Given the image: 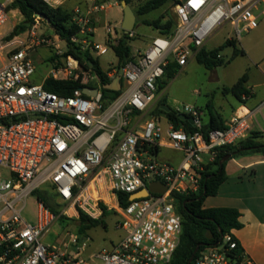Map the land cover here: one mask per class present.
<instances>
[{
  "label": "built area",
  "instance_id": "2783aa9c",
  "mask_svg": "<svg viewBox=\"0 0 264 264\" xmlns=\"http://www.w3.org/2000/svg\"><path fill=\"white\" fill-rule=\"evenodd\" d=\"M12 1L0 0V31L10 19ZM45 1L55 8L58 5ZM91 1L75 10L74 22L80 30L71 42L98 59L123 35L107 26L105 41H97L93 15L107 6ZM175 15L173 33L159 34L122 68L121 93L108 105L103 95L106 85L72 56L52 67L46 78L79 82L81 87L71 95L60 96L32 82L36 66L31 50L52 47L58 57L67 51L61 50L60 44L67 43L59 36L56 40L38 36L40 17L28 41L0 45V55L7 51L0 69V264L171 263L183 232L174 195L200 190L218 150L248 138L251 124L248 115H236L224 129L205 132L200 110L188 104L173 110L194 120L192 131L176 129L170 121L165 126L159 116L143 114L153 110L158 83L171 63L187 66L207 40L227 25L233 27L236 40L256 30L264 16V0H179ZM125 33L134 36V32ZM118 73L107 75L114 80ZM85 89L96 94H86ZM162 149L179 152L181 161L173 164L158 159ZM152 182L162 183L166 191L130 199L148 190ZM44 187L65 216L78 217L83 212L99 218L103 214L100 204L115 211L121 216L117 228L123 231V239L91 260L81 257L86 242L76 245L74 256L46 244L43 240L60 216L42 202L36 224L22 216L28 197ZM121 194L129 196L126 206L121 205ZM73 243H79L77 237ZM239 247L233 232L224 234L220 242L202 249L193 264H256Z\"/></svg>",
  "mask_w": 264,
  "mask_h": 264
},
{
  "label": "trees",
  "instance_id": "16d2710c",
  "mask_svg": "<svg viewBox=\"0 0 264 264\" xmlns=\"http://www.w3.org/2000/svg\"><path fill=\"white\" fill-rule=\"evenodd\" d=\"M125 1L129 5L132 3V0ZM170 2L177 5L179 0H148L134 12L136 15H147L161 9ZM12 7L18 9L26 18V21L19 26L17 31L12 33V36L19 35L24 30L25 25L31 22L32 26L35 19L41 17V20L50 25L55 33L66 41L67 51L64 54L65 57H74L84 70L96 73L102 84L109 85L112 83L113 80L110 79L107 72L102 69L99 60L94 58L89 52L81 51L78 46L71 42V37L80 30V27L74 22V14L63 7L55 8L49 5L45 0H13ZM164 18L165 16L153 21L145 20L144 24L154 27L161 35H170L175 30L177 19H169L165 24H162V19ZM131 39L132 37H130L129 34L124 33L117 41V44L112 45V50L118 58L119 69H122L125 64L133 58V49L130 44ZM230 46L234 48L233 56L231 59L225 60L221 53ZM240 54H244V51L238 48L237 42L234 40H227L222 46L214 50H206L203 48L196 55V60L207 69L212 70L227 65ZM57 58V56H53L51 60L56 61ZM59 65L61 64H57V66ZM180 69L181 67L175 62L168 66L164 75L166 80L158 83L159 92L167 86V79H173ZM247 82L248 75L245 74L235 85L224 88L223 92L225 94L232 93L239 101L243 102V97L249 98L251 96L250 90L246 87ZM79 87H81V85L76 81H55L53 79H47L44 83V88L46 90L60 96H69ZM120 93V91L104 89L103 95L105 104L108 105L111 103ZM155 113L165 114L176 129L183 127L188 131L195 130L194 126L188 121H182L180 116L177 115L173 109L167 113L162 110L160 106L156 108ZM224 128L225 124L221 117L212 115L210 123L204 126L203 131L208 132L212 129ZM256 153L264 154L263 132H252L248 138L237 144L220 148L216 160L207 166L206 173L203 175L202 188L199 195H197V191L185 195H174L177 211L182 217L183 232L180 245L170 264H189L193 256L194 262L202 249L220 242L224 234L231 233L243 227L240 222L241 213L237 209L226 207L205 208L204 203L207 198L217 196L221 186L228 180V175L226 173L228 162H225L223 165L220 164V161L225 156L232 155L231 159H237ZM35 193H38V191ZM37 196L39 202H42L47 207H51L48 201L49 198H44L40 194ZM120 202L122 206H126L129 204V196L121 194ZM100 207L103 209L102 216L110 214L103 204H100ZM51 209L56 214H59L52 207ZM99 218H91L85 213L80 212L82 229L86 230L89 228V226L86 225L87 222H89L91 226L99 225ZM67 219L66 217H60V220L63 222ZM199 246L200 248L195 254ZM241 249L242 248L239 247L240 251ZM193 262L191 264H193Z\"/></svg>",
  "mask_w": 264,
  "mask_h": 264
},
{
  "label": "rangeland",
  "instance_id": "374dc122",
  "mask_svg": "<svg viewBox=\"0 0 264 264\" xmlns=\"http://www.w3.org/2000/svg\"><path fill=\"white\" fill-rule=\"evenodd\" d=\"M148 0H132L130 6L134 11L145 4ZM62 7L72 14L75 15V10L83 8L88 4V0H62ZM93 2V1H91ZM13 3V1H12ZM12 3L9 5L8 10L10 12V19L8 23L0 31L2 36L0 37V45L5 46L9 42L14 40L28 41L31 32V22L25 25L24 30L16 36H12V33L17 31L19 26L26 21V18L18 9L12 7ZM98 4L106 3V10L97 11L93 15L92 26L96 28V39L98 42H104L106 38V27L111 26L115 28L119 35H123L125 31L121 28L124 19L123 8L117 4L116 0H97ZM112 7H108L109 4ZM175 7L173 2L168 3L161 9L151 12L147 15H136L137 22L134 29V36L132 37L130 44L133 50L138 49L141 52L145 51L152 40L159 36V32L151 26L145 25L144 21L157 20L165 16L162 19V24H165L169 19H175ZM35 23V22H34ZM37 34L40 38L51 36L54 40L57 39L58 35L43 20L39 19ZM223 38H235L237 45L253 57H260L264 54V23L261 26L249 33H245L240 40H236L234 29L232 26H225L219 35L206 44V48H211L219 45ZM61 50H67L66 44L61 43ZM7 51L0 55V68L4 65L7 57ZM224 56L227 59H231L233 56V49L227 48L223 51ZM56 56L55 50L52 47L41 46L31 50V58L36 66V72L32 77V81L35 84H42L45 77L48 78V74L52 67L57 64H63L66 60L65 56L58 57L56 61H52L51 58ZM102 69L107 72H119L118 58L113 50H110L106 55L98 58ZM246 59H238L232 67L225 69L224 67L217 69H207L196 59L192 60L187 66L185 71H179L173 79H167V86L165 88L166 97H168V104L170 107H180L176 103L180 104H191L194 99L200 100L199 103L206 104L211 102L216 104L217 100L223 96H227L230 99L233 98L223 92V86L218 83L216 77L213 76L215 70L220 72H230L231 70H240L244 66L246 67ZM201 92V95L199 94ZM210 93V94H209ZM176 102V103H175ZM208 116H205V119ZM163 124L166 122L162 119ZM158 159L162 161H168L173 164H178L181 159V154L177 151L170 149H162L158 155ZM4 176H8L9 170L4 171ZM38 194L44 198H49L50 206L56 210L60 217L68 218L64 222L60 220L52 228L51 232L45 236L44 242L46 244H54L59 247L63 252H68L71 256L76 254V245L87 243V246L81 253V257L86 260H91L94 255L103 249H112L114 245L118 244L124 237L123 231L117 228L121 221L115 211H109L110 214L99 218L100 223L97 226H91L89 222L86 225L89 226L86 230L82 229V222L80 214L71 215L69 217L62 214L63 207L58 203L57 200L51 195L49 189L44 187L33 193L27 199L26 208L22 213L23 218L32 224H36L38 220ZM233 232V231H232ZM77 237V244L73 243V238ZM251 258V257H250ZM252 259V258H251ZM253 260V259H252ZM254 261V260H253ZM255 262V261H254ZM256 263V262H255ZM257 264V263H256Z\"/></svg>",
  "mask_w": 264,
  "mask_h": 264
},
{
  "label": "crops",
  "instance_id": "0c3cea01",
  "mask_svg": "<svg viewBox=\"0 0 264 264\" xmlns=\"http://www.w3.org/2000/svg\"><path fill=\"white\" fill-rule=\"evenodd\" d=\"M61 1L62 0H53V2L58 4L57 7H62L61 5L63 2ZM88 1V4L84 6V8L92 4L91 0ZM263 23L264 16L260 19L259 27ZM222 29L223 28L217 30L207 40L204 49L208 50L206 44L217 37ZM1 36L2 34L0 32V37ZM227 40H233V38H223L219 45L209 50H214L222 46ZM231 48L234 52V48ZM238 48L243 50L244 54L236 56L230 63L221 67L228 69L232 67L238 59H246V67L244 66L240 70H231L228 73L215 70L213 76L216 77V80L224 89L226 87H232L240 78L247 74L248 82L246 87L250 90L251 96L241 102L232 93H229L227 95H232V99L223 96L221 99L217 100L216 104L214 103L215 99L213 103L206 102V104L199 103L200 100L194 99L192 103L188 105L194 106L200 110L204 125L210 123L212 115L220 116L225 125L236 115H248L251 124V133L256 131L264 133V54L260 57H253L247 53L245 49L239 46ZM138 52L141 51L138 49L132 50L133 56L138 54ZM221 55L225 60H229L224 56L223 51ZM194 59H196V57L191 59L189 63ZM5 63L6 60L4 65ZM187 66L181 68L180 71H185ZM45 80L46 77L42 84L45 83ZM163 80H166V78L164 77L160 82ZM165 88L158 93L157 100L153 105V110L150 113L143 114V117L151 118L153 116H159L161 120L163 118L165 119L166 122L164 125L167 126L169 122L167 116L165 114L155 113L157 107L161 106L162 109L164 105L169 106ZM199 94L201 95V92ZM176 104L179 106L185 105L179 102ZM170 108L171 110L174 109L173 107ZM208 115L209 117L205 119V116ZM188 122L191 124L190 121ZM226 173L228 175V180L221 186L217 196L206 199L204 207L237 209L241 213L240 222L243 227L239 230H234L233 234L246 255L251 257L257 264H264V154L256 153L237 159H231L226 166Z\"/></svg>",
  "mask_w": 264,
  "mask_h": 264
},
{
  "label": "water",
  "instance_id": "95a60500",
  "mask_svg": "<svg viewBox=\"0 0 264 264\" xmlns=\"http://www.w3.org/2000/svg\"><path fill=\"white\" fill-rule=\"evenodd\" d=\"M116 2H117V4H119L123 8V12H124V19H123L121 28L125 32H133L135 29V26H136V22H137V16H136L134 10L125 0H116ZM122 74H123V70L120 69L116 78L112 81L111 84L106 85L105 89L112 90V91H120L121 85H122L121 84ZM84 92L86 94H91V95L96 94V90L90 91L88 89H85ZM162 110L169 113L171 111V108L168 105H164V106H162ZM180 119L182 121L188 120L191 122V124H194V120L192 118H188L187 116L181 115ZM231 158H232V155L225 156L220 161V164L223 165L225 162H228L229 160H231ZM165 191H166V186H164L162 183L152 182L149 185L148 190L144 189L139 193L133 194V195H131L130 199L134 200V199H138V198L147 197L149 192L163 194ZM200 193H201V189L197 191V195H199ZM199 248H200V246L196 249L195 254L198 252ZM193 259H194V256L190 260L189 264H191L193 262Z\"/></svg>",
  "mask_w": 264,
  "mask_h": 264
}]
</instances>
